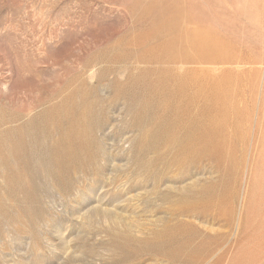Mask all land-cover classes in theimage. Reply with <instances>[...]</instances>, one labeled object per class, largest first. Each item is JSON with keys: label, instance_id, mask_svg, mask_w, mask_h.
Here are the masks:
<instances>
[{"label": "rangeland", "instance_id": "374dc122", "mask_svg": "<svg viewBox=\"0 0 264 264\" xmlns=\"http://www.w3.org/2000/svg\"><path fill=\"white\" fill-rule=\"evenodd\" d=\"M0 264H264V0H0Z\"/></svg>", "mask_w": 264, "mask_h": 264}]
</instances>
